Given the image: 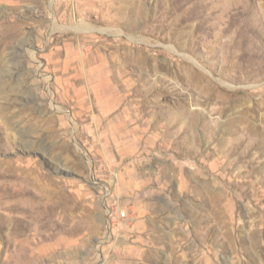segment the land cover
Returning <instances> with one entry per match:
<instances>
[{"label":"rangeland","instance_id":"374dc122","mask_svg":"<svg viewBox=\"0 0 264 264\" xmlns=\"http://www.w3.org/2000/svg\"><path fill=\"white\" fill-rule=\"evenodd\" d=\"M0 264H264V0H0Z\"/></svg>","mask_w":264,"mask_h":264},{"label":"bare ground","instance_id":"6f19581e","mask_svg":"<svg viewBox=\"0 0 264 264\" xmlns=\"http://www.w3.org/2000/svg\"><path fill=\"white\" fill-rule=\"evenodd\" d=\"M183 142V141H182Z\"/></svg>","mask_w":264,"mask_h":264}]
</instances>
